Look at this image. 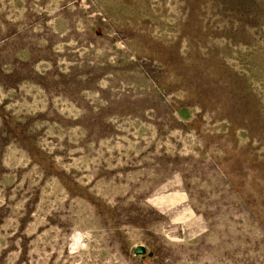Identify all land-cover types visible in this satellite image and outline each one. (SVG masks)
Wrapping results in <instances>:
<instances>
[{"label":"rangeland","instance_id":"obj_1","mask_svg":"<svg viewBox=\"0 0 264 264\" xmlns=\"http://www.w3.org/2000/svg\"><path fill=\"white\" fill-rule=\"evenodd\" d=\"M0 264H264V0H0Z\"/></svg>","mask_w":264,"mask_h":264},{"label":"water","instance_id":"obj_2","mask_svg":"<svg viewBox=\"0 0 264 264\" xmlns=\"http://www.w3.org/2000/svg\"><path fill=\"white\" fill-rule=\"evenodd\" d=\"M145 251H146V247L144 245H138L136 247V253L138 254L145 253Z\"/></svg>","mask_w":264,"mask_h":264},{"label":"bare ground","instance_id":"obj_3","mask_svg":"<svg viewBox=\"0 0 264 264\" xmlns=\"http://www.w3.org/2000/svg\"><path fill=\"white\" fill-rule=\"evenodd\" d=\"M174 199V198H173ZM159 202V201H158Z\"/></svg>","mask_w":264,"mask_h":264}]
</instances>
